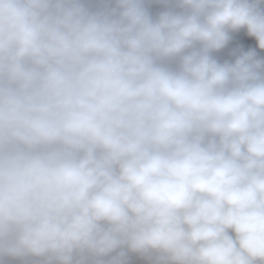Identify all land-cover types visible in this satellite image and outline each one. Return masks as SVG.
<instances>
[{
  "label": "clouds",
  "instance_id": "obj_1",
  "mask_svg": "<svg viewBox=\"0 0 264 264\" xmlns=\"http://www.w3.org/2000/svg\"><path fill=\"white\" fill-rule=\"evenodd\" d=\"M171 2L0 0V259L264 264V0Z\"/></svg>",
  "mask_w": 264,
  "mask_h": 264
},
{
  "label": "trees",
  "instance_id": "obj_2",
  "mask_svg": "<svg viewBox=\"0 0 264 264\" xmlns=\"http://www.w3.org/2000/svg\"><path fill=\"white\" fill-rule=\"evenodd\" d=\"M86 7L91 10L101 9L105 6L112 7L105 0H83ZM229 41L226 46L214 52L212 55L220 62H234L235 59L242 54L243 52L254 51L256 53V58L264 60V49L258 47V42L255 37H252L248 34L246 28H241L238 30H229ZM101 259L106 264H112L117 258L109 253L106 256H101ZM144 260H149L148 257H145ZM131 264H143V263H131Z\"/></svg>",
  "mask_w": 264,
  "mask_h": 264
},
{
  "label": "crops",
  "instance_id": "obj_3",
  "mask_svg": "<svg viewBox=\"0 0 264 264\" xmlns=\"http://www.w3.org/2000/svg\"><path fill=\"white\" fill-rule=\"evenodd\" d=\"M112 7H114V0H105ZM144 7L147 9L149 14L155 19L158 15L166 10L174 8L175 5L173 2L164 3L163 0H144ZM176 11H180L179 8H175ZM121 249H117L112 252V254L117 258V260H122V264H131V263H143L145 255L139 253H133L124 249L125 256L123 258L119 257V252ZM82 264H106L101 257L93 256L90 254H85L82 258L80 256L74 257V264L76 261H81ZM0 264H49V261L46 257H35V256H23V257H8L5 256L0 259ZM52 264H56L55 261Z\"/></svg>",
  "mask_w": 264,
  "mask_h": 264
},
{
  "label": "rangeland",
  "instance_id": "obj_4",
  "mask_svg": "<svg viewBox=\"0 0 264 264\" xmlns=\"http://www.w3.org/2000/svg\"><path fill=\"white\" fill-rule=\"evenodd\" d=\"M149 260H144L143 264H158L157 255L155 253L151 254Z\"/></svg>",
  "mask_w": 264,
  "mask_h": 264
}]
</instances>
